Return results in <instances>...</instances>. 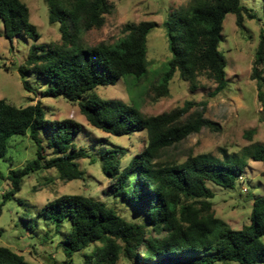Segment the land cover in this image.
Instances as JSON below:
<instances>
[{"label": "trees", "instance_id": "16d2710c", "mask_svg": "<svg viewBox=\"0 0 264 264\" xmlns=\"http://www.w3.org/2000/svg\"><path fill=\"white\" fill-rule=\"evenodd\" d=\"M44 2L48 22L58 25L60 39L37 45L39 35L30 23L28 7L21 0H0L3 37L10 50L20 35L33 42L17 67L23 89L32 93L25 77L33 73L48 84L41 92L42 98H62L77 104L90 127L115 137L140 132L146 135L143 151L126 164L124 149L120 147L103 149L96 156L102 174L110 182V197L130 209L136 220H127L114 207L90 196L63 195L37 211L48 229L44 240L50 233L59 234L69 264L74 254L94 245L83 255L84 264H117L120 258L131 264H264V198L251 202L249 223L232 230L215 217L210 187L234 189L248 161L264 163V145L231 153L219 149L218 157L189 154L184 161L170 158L169 150L189 136L202 129L216 131L217 125L203 117V109L188 115L192 103L185 102L183 107L168 113L146 116L134 102L104 100L95 94L98 87L114 86L120 80H131L134 86L146 76V35L157 24L127 23L115 43L88 46L83 36L103 27L105 16L111 13L109 1ZM227 14L234 15L240 30L245 19H254L241 0H189L168 16L162 26L170 56L153 88L157 96L168 97L174 76L186 83L190 92L200 87V77L215 85L211 95L226 89V61L218 46ZM253 58L250 78L255 81L261 100L262 32ZM81 131L82 125L71 119H45L40 102L15 107L0 100V159L13 136L27 134L35 146L33 160L8 172L9 189L2 195L0 211L31 173L54 170L62 181L83 180L77 160H95L75 142ZM24 222L30 224L28 220ZM23 263V256L0 246V264Z\"/></svg>", "mask_w": 264, "mask_h": 264}, {"label": "rangeland", "instance_id": "374dc122", "mask_svg": "<svg viewBox=\"0 0 264 264\" xmlns=\"http://www.w3.org/2000/svg\"><path fill=\"white\" fill-rule=\"evenodd\" d=\"M108 1L111 13L105 16L101 29L91 30L83 36L86 45L115 43L122 37V27L127 23L151 21L155 22L157 27L146 35V76L134 86L131 80H120L114 86L98 87L95 90L96 95L104 100H119L127 104L134 102L146 116L168 113L183 107L185 102L192 103L188 115L203 109V117L217 125L216 131L202 129L198 134L189 136L170 149L167 156L176 160L184 161L189 154H210L218 157L219 149H226L231 153L254 145H264V89L261 91L262 99L259 100L256 83L250 78L259 35L261 32L264 34L262 0H241L254 14V19H245L242 30L236 27L234 15L227 14L223 19L218 50L226 61V89L211 95L215 85L200 77V87L190 92L188 85L174 76L169 85L168 97L157 96L153 89L170 56L162 24L172 12L186 6L189 0ZM21 2L28 7L30 23L39 35L36 44L59 42L58 25L49 24L44 0ZM32 43L20 35L14 41L13 50H10L3 37L0 20V100L15 107H26L40 102L45 119H71L80 123L82 131L75 142L78 147L93 155L95 162L89 159L77 160L80 170L84 173L83 180L62 181L54 170L34 172L26 177L20 191L1 206L0 246L23 256V264H69L63 254L59 234L50 233L49 238L44 240L48 229L44 220L37 215V211L63 195H84L114 207L121 216L135 221L136 217L130 209L110 197V182L102 174L96 156L98 157L103 149L120 147L124 149L123 164H126L131 157L143 151L146 135L140 132L132 136L115 137L90 127L80 114L77 104L68 103L62 98H42L41 92L48 84L33 73L25 77L33 91L26 92L22 87L17 67L23 63ZM34 155L35 146L27 134L9 139L5 156L0 159V204L2 195L9 189L6 180L8 172L23 168L34 159ZM238 181L232 190L210 186L214 193L211 200L212 211L215 217L232 230H240L247 225L251 202L256 198H264V163L248 161L245 172ZM25 220L30 221V224L24 222ZM261 242L264 244V237ZM92 247L74 254L70 264H84L83 255L89 253ZM117 264L131 263L120 258Z\"/></svg>", "mask_w": 264, "mask_h": 264}, {"label": "built area", "instance_id": "2783aa9c", "mask_svg": "<svg viewBox=\"0 0 264 264\" xmlns=\"http://www.w3.org/2000/svg\"><path fill=\"white\" fill-rule=\"evenodd\" d=\"M241 180V178H239Z\"/></svg>", "mask_w": 264, "mask_h": 264}]
</instances>
